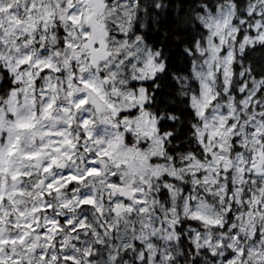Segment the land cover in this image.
Wrapping results in <instances>:
<instances>
[{
    "label": "rangeland",
    "instance_id": "obj_1",
    "mask_svg": "<svg viewBox=\"0 0 264 264\" xmlns=\"http://www.w3.org/2000/svg\"><path fill=\"white\" fill-rule=\"evenodd\" d=\"M31 1L0 0V58L12 73H17L15 82L23 84H19L9 102L0 107V136L3 137L0 141V209L4 213L0 215V264H78L81 257L94 248L93 242L83 236L88 224L96 233V222L88 217L90 207L80 210L82 205H90L100 213L108 235L113 233L114 222L121 226L117 234L111 236L114 246L110 259L101 264H114L115 256L134 248L135 242L144 245L150 255L168 250V245L177 238L176 232L168 225L161 227L160 220L153 227L154 219L149 216L155 210L166 212L167 207L157 203L155 209L150 208L143 190L146 186L144 172L135 163V150L125 146L124 134L117 131L116 121L106 117L120 115L119 124L131 133L132 140L148 143L141 149V156H161L164 138L157 134L156 121L144 110L138 117L130 114L137 105L143 109L145 91L140 89L135 94L127 86L129 77L134 81L149 79L160 66L151 58L142 67L138 66L147 55L143 44H127L111 34L106 36V49L96 48L105 53L104 59L91 56V35L86 21L94 11L88 0ZM134 5L135 1L114 0L95 16V21L109 25L110 29L115 23L119 31L125 32ZM230 22L231 17L226 26H230ZM244 43L249 40L245 39ZM234 55L230 52L225 59L219 56L218 50L212 53L211 59L217 61L218 66H225L228 80H231ZM70 56L76 63L75 71L67 65ZM130 60L134 63L133 70L125 78ZM46 69L50 72L42 77ZM98 70L107 73L110 80H117L108 99L104 96L106 89L102 78H98ZM63 71L66 75L62 77ZM51 75L54 77L50 79ZM39 78L40 89L35 90ZM80 82L95 91L96 96L92 94L94 107L92 102L87 103L92 96ZM217 84L213 78L211 86H206L205 102L198 106V115L205 120L203 126L198 125V136L210 157L206 163L190 164L191 198L199 204V211L190 218L220 225L225 234L194 229L193 241L198 248L206 247L214 255L219 254L215 261L209 258L207 264H264L260 259L264 257V176L255 175L249 156L264 148V103L254 99L256 89H249L248 95L240 100L241 106L236 105L234 96H229L213 107L211 99L220 95L216 91ZM117 95L122 97L114 101ZM103 100L112 110L107 111L101 103ZM257 104L261 105L260 111ZM210 107L212 111L204 117L205 109ZM43 152L50 158L37 172L34 159ZM63 160L66 167L59 169L57 165ZM155 170L159 175L185 179V172L170 164H159ZM36 172L35 181L32 177ZM197 173L201 174L199 179ZM40 179L46 181L44 190L36 189ZM116 180L137 193L130 205L132 213L123 219L107 214L103 208V196L114 200L109 186ZM182 192L174 189L172 193L170 212L178 219L189 215V198L181 200ZM230 197L235 204L234 214L228 219L220 208L223 209ZM34 201L37 203L31 207ZM45 210L51 213L43 215ZM138 210L145 216L141 227L134 218ZM226 212L229 213L230 208ZM59 216L63 224L58 223ZM83 226L85 229L79 230ZM258 231L260 239L252 241ZM36 233L42 235L39 251L35 248ZM97 237L103 240L102 233ZM244 249L248 250V255L241 260ZM229 250L236 256L224 261L223 255Z\"/></svg>",
    "mask_w": 264,
    "mask_h": 264
},
{
    "label": "snow or ice",
    "instance_id": "obj_2",
    "mask_svg": "<svg viewBox=\"0 0 264 264\" xmlns=\"http://www.w3.org/2000/svg\"><path fill=\"white\" fill-rule=\"evenodd\" d=\"M144 11L137 13V20L133 22L134 38L142 35L141 24L147 22L149 35L152 36L151 47H145L147 55L138 66H143L149 58L155 65L160 66L149 79L133 81L134 88L140 86L146 90L148 100L144 104L156 118L158 134L164 138L165 147L170 154L175 155L173 149L180 151L186 146L196 143L197 125L203 126L205 120L198 115V106L205 102L206 86L210 87L214 78L219 84L216 89L220 95L211 99L214 107L221 100H227L235 95L243 100L249 89L255 90L254 99L264 96V0H135ZM143 17V19H141ZM231 17L230 26L227 25ZM234 32V35L232 34ZM122 35V34H121ZM245 39L249 43L245 44ZM146 41V45H147ZM243 47V54L240 47ZM213 50H218L221 58H227L230 52L235 53L232 62L231 80L225 76V66H218V62L211 59ZM8 83L9 91L15 87L11 83L9 70L0 66ZM4 83V81H0ZM243 88V90H241ZM257 111L261 105L257 104ZM212 108L204 111L207 117ZM139 112V106L131 111V115ZM124 115V113H121ZM207 136L205 135V140ZM3 137L0 136V141ZM202 151V149H201ZM193 154H195L193 152ZM197 173V179L200 177ZM190 181L191 177H186ZM161 182L180 183L174 177L164 174ZM180 199L188 197V213L176 230L181 233V243H187V251L182 257L169 255L170 249L158 251L150 255L144 245L134 243L136 248L132 264H176L181 259L182 264H207L219 258L206 247L198 248L192 243L196 234L192 229H198L200 220L190 218L191 214L199 211L198 200L192 199V184L184 183ZM197 189L199 185L196 186ZM161 194L168 196V189L161 183ZM232 213L229 212V216ZM171 231V229H169ZM235 231V230H234ZM187 232V235L184 233ZM257 232L254 239H259ZM155 240V237H153ZM170 243V242H169ZM103 253L88 254V260L93 261ZM248 255L244 249L243 260ZM236 253L229 250L223 255V260L233 259ZM48 259L47 256L44 257ZM128 258V250L123 255L117 254L114 264H123ZM260 259L264 260V257ZM71 264V262H69Z\"/></svg>",
    "mask_w": 264,
    "mask_h": 264
},
{
    "label": "trees",
    "instance_id": "obj_3",
    "mask_svg": "<svg viewBox=\"0 0 264 264\" xmlns=\"http://www.w3.org/2000/svg\"><path fill=\"white\" fill-rule=\"evenodd\" d=\"M137 11L138 12H143L144 11V7L142 6L141 8H138ZM141 19H143V17H141ZM141 28L143 30V32H142L143 40L145 42L146 41L148 42L147 46L150 48L151 47V43L150 42L152 40V36L148 34L149 33V29L147 27V22L142 23L141 24ZM133 31H134V29H133ZM239 51H240L241 54H243V49L242 50L239 49ZM0 66H3L4 68H7L2 60H0ZM0 81H4V83H0V107H1V106H3L5 104L6 99L9 97V95H10V93H11V91H12V89L14 87H12L11 90L9 91L8 83L6 81L4 73L2 71H0ZM11 83L13 85H15L13 83V80L11 81ZM259 98H260L261 101H264V96L259 97ZM147 100H148V97H147ZM147 111L149 112V114H151L153 117H155L150 110H147ZM195 135H196V139L198 140L197 132H196ZM263 141H264V139H263ZM199 145H200V147H197L196 143L194 142V143L191 144V146H186L184 149H182L180 151H176L175 149H173L174 155H175V160L174 159L173 160L175 162H181L183 159L186 158V161L182 162V164H188L189 163V160H188L189 156H191V157L194 156L196 158L203 159L204 156H205V152H204V149H203L202 145L200 143H199ZM171 147H172V145H171V143H169L168 148H171ZM168 148L165 147V149H166L165 154L167 156L173 158V155L170 154ZM201 149H202V151H201ZM193 152L195 154H193ZM152 181L155 183V191H156L157 196L161 197L160 198L161 202L168 204L169 203L170 193H169V189L166 186L167 182H161L160 179L157 178V176H156V178L152 177ZM161 183H163V187H166L168 189V196H163L161 194ZM180 241H181V238H178L177 241H173V242H171L168 245V250L170 249V252L175 257H182L183 254L187 251V247H188L187 243H181ZM159 245H162V244H159ZM144 248H145V246H144ZM135 253H136V248L128 250V258L123 261V264H132V261L135 258ZM165 261H164V264H167V261L166 262ZM150 264H151V261H150ZM176 264H182L181 259H176Z\"/></svg>",
    "mask_w": 264,
    "mask_h": 264
},
{
    "label": "water",
    "instance_id": "obj_4",
    "mask_svg": "<svg viewBox=\"0 0 264 264\" xmlns=\"http://www.w3.org/2000/svg\"><path fill=\"white\" fill-rule=\"evenodd\" d=\"M91 1H93L94 2V0H91ZM45 156L46 155H42V156H40L38 159H37V161H38V166H40V163L42 162V160L45 158ZM262 162H263V159H261V161H260V165L262 164ZM42 184V183H41ZM41 184H40V186H41ZM120 193L123 195V196H126V197H132L133 196V194L128 190V188L127 187H120ZM39 239L37 238V242H39L38 241Z\"/></svg>",
    "mask_w": 264,
    "mask_h": 264
}]
</instances>
